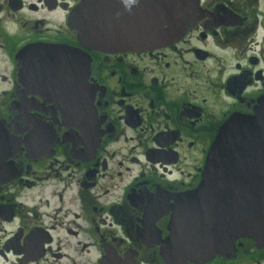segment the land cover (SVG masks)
Returning <instances> with one entry per match:
<instances>
[{"label": "flooded vegetation", "instance_id": "1", "mask_svg": "<svg viewBox=\"0 0 264 264\" xmlns=\"http://www.w3.org/2000/svg\"><path fill=\"white\" fill-rule=\"evenodd\" d=\"M80 2L0 0V264H264V229L176 243L210 146L264 100V0H196L177 41L115 52L80 44ZM232 172L264 206V163Z\"/></svg>", "mask_w": 264, "mask_h": 264}, {"label": "water", "instance_id": "2", "mask_svg": "<svg viewBox=\"0 0 264 264\" xmlns=\"http://www.w3.org/2000/svg\"><path fill=\"white\" fill-rule=\"evenodd\" d=\"M195 11L196 0H81L72 24L80 44L87 49L147 51L182 37L193 25ZM261 103L253 117H233L225 126L226 132L220 131L207 153L199 184L178 211L187 228L186 233L181 231L186 238L176 241L180 245L177 249L185 253L183 262L207 259L232 246L236 235H253L254 228L258 235L257 230L264 229V206L259 201L256 207L252 203L259 193L246 195L249 200L245 201L239 189L240 177L232 172L241 165L258 168L264 163V100ZM253 179L255 186L260 180L264 183L258 176L249 178ZM258 204L263 206L262 218L260 213L254 214ZM242 210L248 214L240 216V223L238 213ZM178 228L177 224L176 233Z\"/></svg>", "mask_w": 264, "mask_h": 264}]
</instances>
